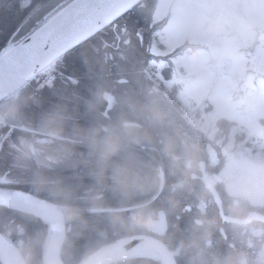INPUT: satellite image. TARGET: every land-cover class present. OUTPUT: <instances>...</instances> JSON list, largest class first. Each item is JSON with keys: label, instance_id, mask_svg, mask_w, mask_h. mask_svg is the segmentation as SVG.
Segmentation results:
<instances>
[{"label": "flooded vegetation", "instance_id": "obj_1", "mask_svg": "<svg viewBox=\"0 0 264 264\" xmlns=\"http://www.w3.org/2000/svg\"><path fill=\"white\" fill-rule=\"evenodd\" d=\"M145 5L140 1L104 28L101 47L55 61L50 88L28 83L0 104V190L58 206L66 234L80 218L92 245L141 237L164 245L176 264H264V175L243 171L246 132L234 135L238 124L215 118L206 102L201 108L188 97L184 104V74L175 62L191 56L192 43L153 51L164 19L154 21ZM55 8L56 0H0V51L15 30L13 40ZM10 17L20 19L11 34ZM92 50L93 65L85 59ZM74 66L79 79L62 72ZM92 72L102 80H90ZM57 84L64 95L54 93ZM73 84L106 90L100 97L73 96ZM256 142L264 144V132ZM126 208L134 209L99 212ZM8 213L36 217L52 230L34 210L1 203L0 245L12 244L19 257L9 261L0 253V264H44L49 238L40 256L32 252L40 247L41 222L8 221Z\"/></svg>", "mask_w": 264, "mask_h": 264}, {"label": "rangeland", "instance_id": "obj_2", "mask_svg": "<svg viewBox=\"0 0 264 264\" xmlns=\"http://www.w3.org/2000/svg\"><path fill=\"white\" fill-rule=\"evenodd\" d=\"M153 16L166 21L153 51L172 52L192 43L191 56L175 62L184 74V104L188 97L201 102V108L206 102L215 118L236 122L233 134L245 130L250 144L243 171L250 177L264 175V144L256 142L264 132L258 124L264 119V0H157ZM57 85L54 93L61 96L63 84Z\"/></svg>", "mask_w": 264, "mask_h": 264}, {"label": "water", "instance_id": "obj_3", "mask_svg": "<svg viewBox=\"0 0 264 264\" xmlns=\"http://www.w3.org/2000/svg\"><path fill=\"white\" fill-rule=\"evenodd\" d=\"M139 1L73 0L39 29L0 56V102L22 88L36 73L50 66L53 61L114 23ZM108 96L111 95L103 94V97ZM0 201L14 202L44 212L50 217L54 226V235L47 251L45 264H60L61 247L65 240V224L59 207L25 193L2 190H0ZM130 209L134 208L99 210V212H123ZM250 218L260 220L262 217L252 215ZM247 221L249 218L240 223ZM115 244L121 246L109 254L91 260L88 264H115L142 250L153 251L152 253L158 256L163 264H175L168 249L155 240L130 237L114 241L104 248ZM0 251L9 261L18 259L17 250L12 244L0 245Z\"/></svg>", "mask_w": 264, "mask_h": 264}, {"label": "trees", "instance_id": "obj_4", "mask_svg": "<svg viewBox=\"0 0 264 264\" xmlns=\"http://www.w3.org/2000/svg\"><path fill=\"white\" fill-rule=\"evenodd\" d=\"M67 1L69 0H61V2L58 3L57 5V10L65 3H67ZM145 2H147L146 4V8L149 9L152 7H154L155 2L154 0H145ZM10 10H14V8L10 7ZM20 20V19H19ZM12 23V22H10ZM15 28V27H14ZM10 29V32L14 29ZM92 43L90 45H96L97 41H98V37H95L94 39H91ZM138 43V42H137ZM87 43L84 44L83 46L79 47V49H83L85 50L87 47ZM91 47V46H89ZM80 54V53H79ZM83 53H81L82 55ZM78 55V54H77ZM87 64H94L95 61L92 60L91 56H86L85 57ZM78 71L76 69V67H71V70H66L63 71L65 74H71L72 76H76L78 75ZM96 75H98V72L94 73H90V80H102L101 76L96 77ZM83 90H86V93L84 95L86 96H91V97H97L100 96V92L104 90V86H102V84H97L96 86H94V84H81ZM49 94H47L48 96ZM80 95V94H79ZM7 219L8 221L11 219H20L22 222L28 224V225H36L37 221H40V227L39 230H41V235L38 238L40 241L38 242V244L40 243V247L37 248V246H35V248H33L32 252L35 253L36 255H41L42 251L44 250V245H45V240L48 239V237L50 236V229L48 228L49 225L47 226V223H43V220L37 219L36 217H32V216H28V215H23L22 214H13V213H8L7 215ZM17 224V221L15 222ZM15 223L11 222V226H15ZM42 226V227H41ZM47 228V231H46ZM35 235L38 237V233L35 232ZM95 233L92 234L93 238H94ZM86 233L84 231V229L81 226V220L80 218H78V220L75 222V229L70 232L67 233V237L65 240V243L62 247V258L64 259L65 262H67V264H79L81 263L84 259L87 258V256H90L94 251H96L97 249L100 248L101 245H103L104 243H100V244H91L92 240L86 242ZM41 238V239H40ZM46 238V239H45ZM92 238V239H93ZM118 264H162L161 261H159L158 259H130V260H126V261H122L119 262Z\"/></svg>", "mask_w": 264, "mask_h": 264}, {"label": "bare ground", "instance_id": "obj_5", "mask_svg": "<svg viewBox=\"0 0 264 264\" xmlns=\"http://www.w3.org/2000/svg\"><path fill=\"white\" fill-rule=\"evenodd\" d=\"M14 204L15 203H13L12 205H14ZM16 206H18V204H16L15 207ZM35 212L38 213L40 216H43L47 220H50V217H48V215H46L44 212H39V211H35ZM120 246H121L120 244L108 246V247L104 248L103 250H101V252L97 253L91 260H96L97 258H100L103 255L109 254L110 252L114 251L116 248H118ZM152 256L156 257L154 255V253H152L151 250H142V251L135 253L131 257H152Z\"/></svg>", "mask_w": 264, "mask_h": 264}, {"label": "built area", "instance_id": "obj_6", "mask_svg": "<svg viewBox=\"0 0 264 264\" xmlns=\"http://www.w3.org/2000/svg\"><path fill=\"white\" fill-rule=\"evenodd\" d=\"M50 80V77H48L47 79H46V82H48Z\"/></svg>", "mask_w": 264, "mask_h": 264}]
</instances>
